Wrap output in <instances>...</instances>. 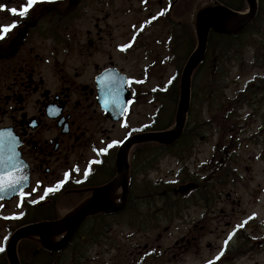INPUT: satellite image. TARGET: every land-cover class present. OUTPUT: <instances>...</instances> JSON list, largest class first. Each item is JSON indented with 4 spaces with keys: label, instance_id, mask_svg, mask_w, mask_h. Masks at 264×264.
<instances>
[{
    "label": "flooded vegetation",
    "instance_id": "1",
    "mask_svg": "<svg viewBox=\"0 0 264 264\" xmlns=\"http://www.w3.org/2000/svg\"><path fill=\"white\" fill-rule=\"evenodd\" d=\"M213 1V6L225 4ZM140 2L145 17L130 22L129 6L119 9L115 0H40L24 16L14 15L10 9H21L27 0H0L6 6L0 9V25H16L0 39V150L4 160L0 173L18 178L29 175L28 184L25 179L0 191V195H10L26 187L10 199H0V247L4 249L0 264H11L8 245L19 227L61 220L67 212L89 203L96 212L85 216L65 248L55 250L37 238H24L18 246L20 264H97L114 250V227L129 226L130 218L138 217V226L144 230L146 182L157 183L145 168V142L128 149L125 202L123 185L110 187V183L113 185L118 174L121 144L146 131L144 126L130 127L129 123L130 111L139 108L145 97L141 86L145 64L141 67V62L151 58L146 33L160 25L162 18L172 22L176 0ZM213 58L208 51L193 82L208 64L212 67L210 79L223 76L222 64L213 67ZM131 60L134 64L129 68ZM123 76L133 100L116 121L103 105L112 100L108 83ZM261 80L257 77L252 85L256 91L245 89L233 98L225 92H192L188 115L195 105L216 107L217 114L199 125L189 126L187 121L180 139L169 148L172 156L186 162L197 153L198 143L207 140L200 126L210 128L220 118L225 124H220L222 128H229L226 123L229 125L227 121L241 103L264 109ZM186 134L189 140H183ZM113 141L120 143L109 148ZM103 148L107 151L100 152ZM227 157L228 151L220 161ZM188 181L191 179L179 180L177 186ZM49 188L53 190L47 191ZM136 195L138 204L131 202ZM245 226L254 228L240 237L241 253L255 254L257 226L252 222ZM236 227L238 236L245 232L244 227ZM66 234L64 229L51 230L47 239L56 243ZM150 249L145 245L140 256Z\"/></svg>",
    "mask_w": 264,
    "mask_h": 264
},
{
    "label": "rangeland",
    "instance_id": "2",
    "mask_svg": "<svg viewBox=\"0 0 264 264\" xmlns=\"http://www.w3.org/2000/svg\"><path fill=\"white\" fill-rule=\"evenodd\" d=\"M229 1L242 6L245 0ZM115 2L120 6L119 9L123 5L129 6L130 22L145 17L140 0H115ZM199 3L202 6L209 5L206 0H199ZM177 5L178 2L174 6L176 13L173 16L175 19L173 27L177 28L176 45L173 44L174 36L172 41L168 37L169 28L163 21L146 33L151 58L141 62V67L143 64L146 67H144L145 82L142 84L145 100L139 108L135 107L130 111V127H147L152 123L162 103L161 100L154 102L150 99L151 92L166 89L176 75L181 65L179 63L181 61L184 63L190 52L189 35L180 28L181 21L177 22ZM169 36H171L170 31ZM253 36L244 38L247 44L243 43L245 47L240 49L241 51L233 48L231 52L227 47L229 51L226 52L229 53L225 61L229 60V62L222 64L223 76H220V79L213 78L211 81L210 65L204 67L201 76L193 82V92L200 94L225 92V96L233 98L236 93L252 87L257 77L264 78V53L258 49L260 45L255 44ZM172 46L173 52L176 53L175 60L170 58ZM153 59L157 60L156 64L154 61L150 62ZM133 64L134 61L131 60L129 68H132ZM166 105L169 108L166 120L170 119L172 110L175 118L177 102L170 101L169 105L167 101ZM196 107L197 105L188 117L189 126L193 123L199 125L201 122L209 121L217 114L216 107ZM247 116L249 121L244 122ZM227 122L229 125L225 123L229 128H222L220 124L223 123L220 118L210 127L211 129L200 126L201 134L207 135V140L198 143L197 153H193L183 165L171 154L164 152L160 144L145 145V168L146 170L151 168L149 171L151 179H164L172 183L178 178L182 180L192 176L207 183L208 175L216 176L214 170L218 169L220 159L224 157L226 151L229 152V157L225 158V163H229L232 176L224 187L212 184L213 199L208 206L203 205L199 199L201 195L199 192L203 188L194 192L188 198L187 204L182 203L183 205L180 204L182 208L176 209L181 213L180 216L171 215L169 220L171 224L167 222V217L165 218V211H160L163 208L161 200L157 199L158 203H155L153 198L148 199L149 202L145 207L144 230L138 228V217L130 218L129 226L114 227V250L106 257L97 260V264H208L209 261H213L214 264H264V109L255 110L251 103L245 106L241 103L232 115V119ZM218 144L224 146L219 147ZM149 185L146 182V187ZM148 191L150 190L146 192ZM135 198V204H138L137 195ZM249 222L257 226V249L254 250L255 254L238 255V251L243 249L239 247L241 239L238 237L236 225H245ZM253 228L247 227V233ZM225 241H228L227 244ZM145 245L149 246V249L153 248L152 251H147L153 258L148 256L145 259L140 256L139 250H143ZM221 252L223 255H220ZM217 256H219L218 260Z\"/></svg>",
    "mask_w": 264,
    "mask_h": 264
},
{
    "label": "water",
    "instance_id": "3",
    "mask_svg": "<svg viewBox=\"0 0 264 264\" xmlns=\"http://www.w3.org/2000/svg\"><path fill=\"white\" fill-rule=\"evenodd\" d=\"M249 3V11L248 14H241L237 11L231 10L227 7L217 6L211 9H206L199 14L198 22H197V34H198V47L194 51V53L189 57L185 68L182 73L181 78V86H180V99L177 109L176 115V126L169 130L162 131H154L147 132L140 135H136L133 138L129 139L125 142L119 152L118 156V170L120 174V182L119 180L114 182L113 185L110 184V187L116 186L117 184H123L124 187V201L127 197L128 193V181H127V171H128V161L126 157L127 149L129 146L133 145L137 142L142 141H157L162 144L170 145L173 144L181 135L185 122L186 115L190 106V97H191V76L195 68L199 65V63L203 60L210 31L213 29L219 33L224 34H232L238 33L243 30L256 16L258 11V0H248ZM236 21L238 25L235 28L229 29L225 26L227 21ZM124 108V106H123ZM124 109H121V112ZM196 186L194 182L181 185L176 193L186 194L191 189ZM95 208L93 204L85 206L79 211L75 212V214L70 215L62 221L56 223H43L37 225H30L27 227H23L19 229L12 237L10 241V245L8 248L9 257L11 260V264H20L17 252L16 245L18 241L25 237L26 235L33 233L43 234L49 227H58L63 226L68 229L69 232L67 236L55 246H50L43 237L44 244L53 249H61L64 248L69 240L72 238L73 233L79 226L80 222L84 219V217L89 214L95 212ZM116 211V209H114ZM44 236V235H43Z\"/></svg>",
    "mask_w": 264,
    "mask_h": 264
},
{
    "label": "trees",
    "instance_id": "4",
    "mask_svg": "<svg viewBox=\"0 0 264 264\" xmlns=\"http://www.w3.org/2000/svg\"><path fill=\"white\" fill-rule=\"evenodd\" d=\"M225 2H227V4L229 5L232 4L228 1H225ZM242 4H243L242 6L235 5L236 9L246 8L247 3L243 1ZM177 7H178L177 8V21L178 22L181 21L180 24L182 26L180 28L184 29L185 34L189 35V38L191 41H190L188 48H189V51H191V49L193 48L194 42L196 40V32H195L196 14L198 10L202 7V5L199 3V0H178ZM252 35H254L253 38H255L254 40V42H256L255 44L260 45V48L258 49L262 53H264V0H260L259 13L255 21L252 23L250 27L244 30V32L241 33L240 35L222 36V35L213 33L210 37V42H209L211 51L218 52V54L222 56L228 50L227 47L234 45V44L246 43L247 41L244 40V38L247 36L250 37ZM181 63L182 62H180V64ZM178 93H179V75L167 85L166 89L159 92L157 97L161 100L162 105L157 111V114L154 118V122L149 127L150 129H158V130L167 129L173 124L174 110H172L171 112L170 119L166 120L167 119L166 117L169 115V113H167L169 108H168V105H166V102L169 101V105H170V101H174V103H176ZM189 139H190V136L188 134H186L185 137L183 138V140H189ZM163 148H166V147H163ZM215 174L216 176L211 175L207 179L210 185H208V182L200 184V188H203V189H201V192H199L201 193L199 199L204 204H210V202L213 199L212 197L213 189L211 187L212 184L219 186V187H224L227 185V180L232 175L230 166L228 165H220L218 170L215 171ZM148 190L150 191H148V193L146 194L147 196L146 203L148 204L149 202L148 199L150 198H153V201L155 203H158L157 199L161 200L160 202L162 203V205H165L163 210L167 214L168 216L167 218H169L170 214L176 211V209L179 210L180 204L185 203V201L182 199L173 200L175 198L172 195L173 185L160 184L158 186L149 187ZM151 191H156L158 192L157 194H160V195L157 196V194ZM131 202H136V201L132 200Z\"/></svg>",
    "mask_w": 264,
    "mask_h": 264
},
{
    "label": "snow or ice",
    "instance_id": "5",
    "mask_svg": "<svg viewBox=\"0 0 264 264\" xmlns=\"http://www.w3.org/2000/svg\"><path fill=\"white\" fill-rule=\"evenodd\" d=\"M38 2H40V0H27V3L24 4L21 9L18 10L16 8H11L10 11L14 15L24 16L27 14L28 9L31 8L34 4H36ZM4 7H6V6L0 5V9H3ZM15 26H16L15 23H13L12 25H8V26L0 25V39L3 38L4 34H6L7 31H9L11 28H13ZM118 102H119V100H118V94H117V97L114 100V103H118ZM118 143H120V142L119 141H113L111 144L108 145V147L111 148L112 146H114ZM99 151L100 152H106L107 149L103 148V149H99ZM3 163H4V160H3L2 150H0V165H3ZM21 179L22 178H18V177L11 176L8 174L0 173V191H3L7 188H14L15 185L20 183ZM52 190H53L52 188H49L47 191H52ZM23 195H24V193H21V196H23ZM12 218H15V217H12ZM227 242L228 241H225V244H227ZM3 250H4L3 247H0V251H3ZM220 255H223V253L221 252ZM216 259L218 260L219 256H217ZM208 264H214V262L209 261Z\"/></svg>",
    "mask_w": 264,
    "mask_h": 264
}]
</instances>
